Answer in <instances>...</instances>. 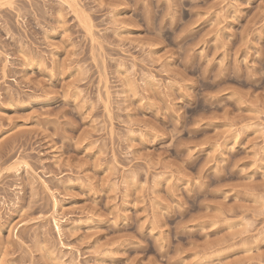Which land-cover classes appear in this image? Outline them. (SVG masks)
I'll return each mask as SVG.
<instances>
[{"label": "rangeland", "instance_id": "rangeland-1", "mask_svg": "<svg viewBox=\"0 0 264 264\" xmlns=\"http://www.w3.org/2000/svg\"><path fill=\"white\" fill-rule=\"evenodd\" d=\"M0 264H264V0H0Z\"/></svg>", "mask_w": 264, "mask_h": 264}]
</instances>
